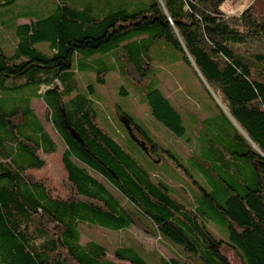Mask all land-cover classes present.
<instances>
[{
	"label": "trees",
	"instance_id": "trees-1",
	"mask_svg": "<svg viewBox=\"0 0 264 264\" xmlns=\"http://www.w3.org/2000/svg\"><path fill=\"white\" fill-rule=\"evenodd\" d=\"M27 1L0 0V9L11 10L2 16L10 24H0V264H148L137 243L115 248L112 258L96 241L82 244L80 225L135 226L192 258L160 256L158 264H232L229 252L240 264H264V0L234 15L221 8L231 0H53L43 16ZM165 43L178 52L175 60H167L172 51ZM175 61L207 89L202 76L247 136L220 107L217 117L201 121L194 135L198 152L182 169L194 201L157 177L135 137L129 134L153 168L99 123L94 84L78 89V74L93 73L104 83L105 75L116 73L158 122L183 136L180 113L157 88L160 65ZM34 98L43 100L65 144V195L34 174L56 151L31 106ZM120 110L121 121L149 142L150 153L166 154L174 169L181 166L146 126ZM209 220L227 231L226 240Z\"/></svg>",
	"mask_w": 264,
	"mask_h": 264
},
{
	"label": "rangeland",
	"instance_id": "rangeland-1",
	"mask_svg": "<svg viewBox=\"0 0 264 264\" xmlns=\"http://www.w3.org/2000/svg\"><path fill=\"white\" fill-rule=\"evenodd\" d=\"M253 1L254 0H231L223 3L221 8L226 14L234 15L238 14ZM27 2L38 16L46 15L49 10L54 8L53 0H28ZM10 11V9L6 8L0 9V12H3L0 14V24H10L8 22L4 23L3 21V18L5 20L8 17H2L8 16ZM8 20L11 22V18H8ZM17 22L24 23L28 22V20L19 19ZM5 38L7 40L13 39V35L6 34ZM6 44L9 48H12L13 46L12 42H6ZM45 44L46 43H38L36 47L46 51L47 48ZM165 45L172 51L170 55H166L168 58L167 60H175V57L173 56L178 55V52L174 50L170 44L165 43ZM166 56H162V59L164 57L166 58ZM159 60H161L160 56ZM156 78L159 81L157 88L161 90L163 95L168 98L175 110L181 115L185 127V133L183 136H176L158 122L151 115L147 104L140 103V98L138 100L130 84L116 73L105 75L104 83H98L96 81V76L93 73L88 75L78 74V89L82 91L85 90L86 84H94L95 92L97 94L93 99L98 112L99 123L120 143L127 147H132L130 149L131 152L146 166L151 167L150 165H153L151 162L155 163V174L158 178L171 183L170 185L174 186L173 190L176 195L179 196V193L181 194L184 190V193L190 196L191 200L194 201L195 197L192 195L194 190L192 189L193 186L191 187L190 177L187 176L186 172L182 169H187L186 167L189 166L187 164L188 161L190 162L188 157L191 154L198 152V143L195 140L194 135L201 127V121L209 117H217L219 113L218 107L220 106L212 97L208 89L202 84L195 72L182 61L160 65ZM121 87H124L127 90L126 95L119 93ZM31 106L56 145L55 153L46 156V164L43 169L34 172V174L38 178H43L51 187H54L59 194L65 195L68 191L64 180V170L61 164V154L65 149V144L54 129L49 119V115L46 113V105L43 100L41 98H34L31 100ZM117 106L120 107V112L125 111L131 115L137 123L146 126V128L149 129L151 136L158 144L162 145L165 149L170 150L172 153L174 152L181 166L176 167V170L174 169L173 160L166 154L161 153L156 156L150 153L151 148L149 142L135 128V126L124 120L121 121V117L118 116L116 111ZM129 134L138 140L145 152L149 153L151 158L148 159L151 162L143 155L145 152L142 151L141 147L135 145L130 140L131 137ZM92 174L101 179L114 194L123 200L119 192L109 182L94 172H92ZM208 227L220 238L225 240L228 238L227 231L210 220L208 221ZM79 229L81 231L80 242L82 244L90 240L96 241L106 247L110 258L113 257L112 252L115 248L122 245L129 246L133 243H137L142 248L141 254L147 260L148 264H158L157 258L160 256L165 259H192L188 254L183 253L179 247L175 246L168 240L159 236L147 234L135 226H131L122 231L88 227L85 225H80ZM228 257L232 264H240L239 259L233 255V253L229 252Z\"/></svg>",
	"mask_w": 264,
	"mask_h": 264
},
{
	"label": "water",
	"instance_id": "water-1",
	"mask_svg": "<svg viewBox=\"0 0 264 264\" xmlns=\"http://www.w3.org/2000/svg\"><path fill=\"white\" fill-rule=\"evenodd\" d=\"M193 63V62H192ZM195 70L198 72V74L200 75L198 69L195 67V65L193 64ZM201 79L203 80L204 84L206 85L208 91L211 93V95L213 96V98L217 101V103L219 104L220 108L222 109V111L225 113V115L230 119V121L234 124V126L247 138L246 134L242 131V129L238 126V124L233 120V118L229 115V113L227 112V110L225 109V107L222 105V103L220 102V100L216 97V95L212 92V90L207 86L206 82L204 81V79L202 78V76L200 75Z\"/></svg>",
	"mask_w": 264,
	"mask_h": 264
}]
</instances>
